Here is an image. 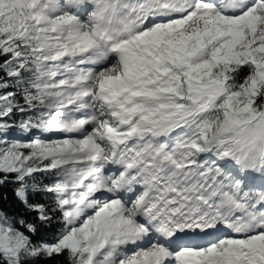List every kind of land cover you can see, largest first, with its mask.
<instances>
[{"label": "snow or ice", "instance_id": "6c2138e0", "mask_svg": "<svg viewBox=\"0 0 264 264\" xmlns=\"http://www.w3.org/2000/svg\"><path fill=\"white\" fill-rule=\"evenodd\" d=\"M0 264H264V0H0Z\"/></svg>", "mask_w": 264, "mask_h": 264}]
</instances>
